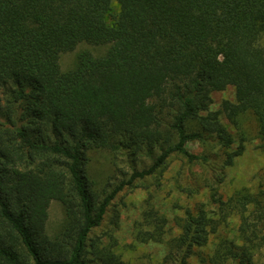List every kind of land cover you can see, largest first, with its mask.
<instances>
[{
    "label": "trees",
    "instance_id": "1",
    "mask_svg": "<svg viewBox=\"0 0 264 264\" xmlns=\"http://www.w3.org/2000/svg\"><path fill=\"white\" fill-rule=\"evenodd\" d=\"M262 37L264 0H0V264H126L104 228L114 200L148 179L159 187L173 156L217 172L176 183L188 195L208 188L214 207L171 214L148 191L133 238L164 242L160 264H254L264 185L227 196L216 187L244 148V116L264 141ZM82 41L110 45L62 71L60 53ZM227 87L233 100L212 110L211 93ZM98 149L113 168L101 184L89 171ZM53 200L64 222L49 236ZM232 216L236 235L202 253ZM169 221L179 232L165 241Z\"/></svg>",
    "mask_w": 264,
    "mask_h": 264
},
{
    "label": "rangeland",
    "instance_id": "2",
    "mask_svg": "<svg viewBox=\"0 0 264 264\" xmlns=\"http://www.w3.org/2000/svg\"><path fill=\"white\" fill-rule=\"evenodd\" d=\"M261 42H264V37L261 38ZM110 43L106 44H91L85 41L78 42L72 50L61 52L59 55V66L62 71L69 70L76 65L77 55L82 50H89L95 56H101L105 54ZM234 91L232 87H227L221 91H214L211 93L210 108L212 110H218L220 102L223 99L233 100ZM223 122L227 120L222 118ZM242 125L245 131H248V136L244 142V148L242 152L234 158L233 163L225 168L222 182L216 187L217 194L227 196L233 191L240 188H247L251 191H256L261 185H264V141H262L254 131V122L251 117L246 115L242 118ZM233 131V129L230 127ZM187 147L196 153L205 149L198 142L190 141L187 143ZM90 155V174L96 179L97 183L101 184L106 178L112 174L113 168L110 163L108 154L100 149L91 150ZM214 167H218L220 162L214 160L211 162ZM123 165V164H122ZM124 166V165H123ZM201 173V176H210L217 174L211 166L200 167L193 165L189 167L186 165L183 159L178 156H173L169 164L166 166L163 172V179H161V185L157 187L153 180L148 179L143 186H136L133 188L125 189L118 194L114 200V208L116 209L117 218H114L112 222L108 219L104 223L105 229H114L116 243V251L126 264H160L162 256L165 253L164 242L147 241L141 242L136 238H133V230L135 224L140 219V215L145 206V198L148 191L154 195L156 205L163 208L169 213L179 212V210L173 209L174 204L192 205L195 203H204L206 208H213L209 198V189L198 190V193L191 195L182 193L177 187V182L182 184H194L197 185L192 178V173ZM140 185V184H139ZM192 186V185H191ZM193 187V186H192ZM64 222V210L61 203L57 200L51 201L48 208V217L46 224V231L49 236H53L59 232ZM113 222H116L115 225ZM238 224V218L232 216L225 225L219 229L218 232L212 234L209 237L208 244L203 247L202 253L212 254L215 245L219 242V238L226 236L232 238L236 235V225ZM169 228L164 235L165 241L178 234L179 229L169 221L166 228ZM254 264H264V247L260 248L253 257ZM191 264H201L196 255L190 259Z\"/></svg>",
    "mask_w": 264,
    "mask_h": 264
}]
</instances>
